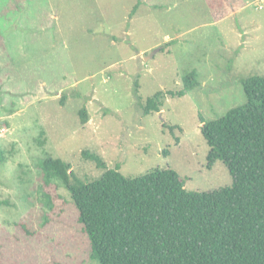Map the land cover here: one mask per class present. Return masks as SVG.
<instances>
[{
    "label": "rangeland",
    "instance_id": "obj_1",
    "mask_svg": "<svg viewBox=\"0 0 264 264\" xmlns=\"http://www.w3.org/2000/svg\"><path fill=\"white\" fill-rule=\"evenodd\" d=\"M192 70L198 86L144 114ZM252 75H264V0H0V261L100 264L70 191L44 182L47 153L85 180L103 172L90 150L128 177L172 168L188 190L232 185L222 160L208 166L200 115L243 104Z\"/></svg>",
    "mask_w": 264,
    "mask_h": 264
},
{
    "label": "trees",
    "instance_id": "obj_2",
    "mask_svg": "<svg viewBox=\"0 0 264 264\" xmlns=\"http://www.w3.org/2000/svg\"><path fill=\"white\" fill-rule=\"evenodd\" d=\"M197 75L196 70L186 73L179 90L156 91L142 105L144 114L162 110L166 93L181 97L193 90L199 84ZM243 87V104L214 120L200 115V131L210 147L208 166L222 160L232 175L230 186L188 190L172 168L128 177L120 166L109 168L99 153L90 150H83V156L103 172L85 180L70 162L49 153L42 158L45 184L70 191L90 241L92 260L100 264H264V75L245 78ZM79 112L82 123H87V109ZM4 160L0 150V163ZM44 197L52 209V196ZM8 203L0 200V205ZM21 226L33 234L26 224Z\"/></svg>",
    "mask_w": 264,
    "mask_h": 264
}]
</instances>
